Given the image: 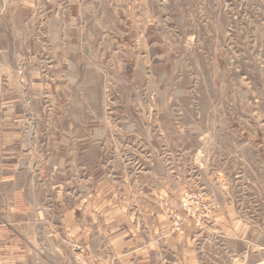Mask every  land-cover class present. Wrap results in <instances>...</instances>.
Returning a JSON list of instances; mask_svg holds the SVG:
<instances>
[{"label": "rangeland", "instance_id": "1", "mask_svg": "<svg viewBox=\"0 0 264 264\" xmlns=\"http://www.w3.org/2000/svg\"><path fill=\"white\" fill-rule=\"evenodd\" d=\"M160 232L264 264V0H0V264Z\"/></svg>", "mask_w": 264, "mask_h": 264}, {"label": "crops", "instance_id": "2", "mask_svg": "<svg viewBox=\"0 0 264 264\" xmlns=\"http://www.w3.org/2000/svg\"><path fill=\"white\" fill-rule=\"evenodd\" d=\"M165 226V225H164ZM158 238L148 241H129L118 239L117 264H170L172 257L171 239L165 238V232H160ZM86 253L89 245L86 244ZM88 247V248H87ZM186 252V253H185ZM184 252L182 264H200L197 254L188 249ZM85 253V251H84Z\"/></svg>", "mask_w": 264, "mask_h": 264}]
</instances>
